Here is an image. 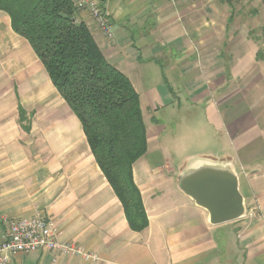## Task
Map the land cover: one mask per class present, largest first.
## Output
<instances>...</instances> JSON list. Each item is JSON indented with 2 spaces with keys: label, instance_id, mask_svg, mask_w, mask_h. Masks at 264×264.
Segmentation results:
<instances>
[{
  "label": "crops",
  "instance_id": "obj_1",
  "mask_svg": "<svg viewBox=\"0 0 264 264\" xmlns=\"http://www.w3.org/2000/svg\"><path fill=\"white\" fill-rule=\"evenodd\" d=\"M99 1L110 38L87 10L74 18L139 96L147 151L132 176L148 225L129 227L80 121L0 10V213L50 218L59 242L87 255L34 251L8 264H264V0ZM172 148L187 165L228 163L244 215L210 224L178 188Z\"/></svg>",
  "mask_w": 264,
  "mask_h": 264
},
{
  "label": "trees",
  "instance_id": "obj_2",
  "mask_svg": "<svg viewBox=\"0 0 264 264\" xmlns=\"http://www.w3.org/2000/svg\"><path fill=\"white\" fill-rule=\"evenodd\" d=\"M12 29L24 37L80 121L94 159L119 199L129 227L148 218L132 166L147 151L139 96L103 56L74 0H0Z\"/></svg>",
  "mask_w": 264,
  "mask_h": 264
},
{
  "label": "built area",
  "instance_id": "obj_3",
  "mask_svg": "<svg viewBox=\"0 0 264 264\" xmlns=\"http://www.w3.org/2000/svg\"><path fill=\"white\" fill-rule=\"evenodd\" d=\"M174 3L176 0H166ZM76 9L87 10L96 27L108 38L113 33L111 23L99 0H74ZM0 264H8L11 255L27 254L34 251L59 250L75 256L87 255L75 244L59 242L60 232L56 222L50 218L36 215L31 218L12 219L0 213Z\"/></svg>",
  "mask_w": 264,
  "mask_h": 264
},
{
  "label": "water",
  "instance_id": "obj_4",
  "mask_svg": "<svg viewBox=\"0 0 264 264\" xmlns=\"http://www.w3.org/2000/svg\"><path fill=\"white\" fill-rule=\"evenodd\" d=\"M177 185L207 211L212 225L236 220L245 213L237 175L228 163L198 159L180 171Z\"/></svg>",
  "mask_w": 264,
  "mask_h": 264
},
{
  "label": "rangeland",
  "instance_id": "obj_5",
  "mask_svg": "<svg viewBox=\"0 0 264 264\" xmlns=\"http://www.w3.org/2000/svg\"><path fill=\"white\" fill-rule=\"evenodd\" d=\"M187 115H183V119L186 121L187 120ZM189 116V115H188ZM149 121V120H148ZM166 123V127L168 126V130H167V133H171V134H174L172 131H171V128L169 127V120H166L165 121ZM172 138H174V136H172ZM173 146V144H171ZM180 149H181V146H180ZM172 150V159L168 160V163L170 165V168L172 170H174L175 172H178V171H182L183 169H185L186 165L188 164L189 160H186V159H183V153L184 151L183 150H179V151H176V149L174 150V148L171 149ZM143 157H141L136 163V167H138V165L140 164V161H142Z\"/></svg>",
  "mask_w": 264,
  "mask_h": 264
}]
</instances>
